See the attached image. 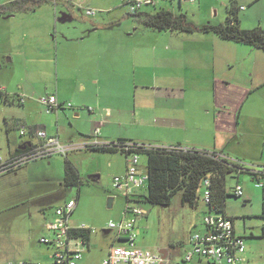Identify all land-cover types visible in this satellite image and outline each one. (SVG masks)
I'll return each mask as SVG.
<instances>
[{"label":"crops","instance_id":"0c3cea01","mask_svg":"<svg viewBox=\"0 0 264 264\" xmlns=\"http://www.w3.org/2000/svg\"><path fill=\"white\" fill-rule=\"evenodd\" d=\"M33 1H0V16L11 17L17 11L34 9L43 3L33 6ZM109 1L111 7H119L120 2H124ZM59 2L71 9L70 4L64 0ZM19 3L24 4V8H18ZM166 5L163 3L154 7L166 8ZM146 13L151 12L143 10L138 15L141 17L138 21L143 27ZM11 20L13 21H6L7 23L0 21V26L4 29L10 28L7 39L0 41V49H8V60H20L22 57L32 77L51 76L52 70L56 69L59 82V72L62 71L64 79L72 83L74 81L76 87L67 90L64 96H61L58 88L56 95L63 107L50 113L46 112L39 97L50 95L51 92L31 99L35 101H28L26 97L24 104L20 106L24 107L20 110L24 121L19 127L21 129L24 124L30 133L27 139L20 141L16 134L12 135L10 130L14 121H9L8 117L13 113L16 102L0 101V113L4 115V122H8L6 130H0V155L7 159L36 143L37 130H53L52 117L43 113L52 114L58 113L60 109L65 110L69 107L66 104L68 102L72 103L73 108H77L67 109L70 110V119L83 122V128L75 126L73 134L78 132L86 136L94 135L93 143L126 139L154 146L199 148L227 158L241 157L237 155L241 145L249 148L247 146H252L253 143L251 139L264 131V81L255 84L253 72H249L247 77L251 76L250 83L241 82L243 58H264V53H260L257 46L226 40L212 31L186 32L149 27H145L150 31L144 33V39L134 40L137 32L122 34L115 31L117 26L113 23L118 19L102 22L94 17L91 19L92 25L81 23L65 27H60L59 24L66 22L48 19L45 21V31L42 30L43 20ZM145 39L152 40V43H147ZM129 61L134 67L131 81ZM0 87L11 94L17 93L10 86V81L1 77ZM87 95L95 96L96 99H88ZM129 98L133 100L132 107H129ZM86 103H95L96 111ZM79 106H85L93 114L83 115ZM93 124L96 127L91 133ZM60 132L63 130L57 124L56 133L60 135ZM19 133L22 135L21 131ZM32 138L37 140L33 142ZM72 139L70 137L68 140ZM255 142L259 145L261 143L258 138H255ZM123 154L126 162L116 175L127 170L128 156ZM261 158L264 159V155ZM234 161L240 162L236 158ZM140 165L147 172V163L143 164L141 158ZM93 178L99 179L100 176L95 175ZM258 183L264 186L263 182ZM117 191L126 198L122 191ZM111 198L113 206L115 198ZM125 208L126 201L124 211ZM124 211L119 219L124 216ZM223 212L226 213L225 209ZM51 214L53 215V211ZM226 214L234 221L231 215ZM204 230L205 226L202 231ZM111 234L110 230L104 232L105 236ZM112 243H115V237ZM249 262L252 263L250 260Z\"/></svg>","mask_w":264,"mask_h":264},{"label":"rangeland","instance_id":"374dc122","mask_svg":"<svg viewBox=\"0 0 264 264\" xmlns=\"http://www.w3.org/2000/svg\"><path fill=\"white\" fill-rule=\"evenodd\" d=\"M93 1L94 3L91 0H85L82 8L70 6V9L69 6L61 4L62 2L45 0L34 9L17 11L11 17L0 16V19H8L0 21L7 23L6 21H13L11 19L43 20L42 30L45 31L46 20L58 19L61 13H66L72 15L74 20L66 23L56 22L60 23V27L75 26L81 23L92 25L91 19L95 17L102 22H113V19H118L116 23H113L117 26L115 31L122 34L137 32L134 40L144 39V33L150 31L138 21L141 17L129 13L128 5L123 1L120 2L119 7H111L109 0ZM163 1L158 0V6L166 3L165 9L171 10L174 14L185 13L188 19L197 25L226 22L229 14L228 7L236 5L243 28L261 27L264 29V0H198L194 3H181L179 0ZM243 5L244 7H241ZM85 7L97 9L102 7V9L92 18L85 15ZM160 9L162 8L146 6L144 11L155 13ZM37 20L33 21L38 22ZM1 32H3L2 35ZM9 32L10 28L4 29L0 26V41L7 39ZM145 41L152 43V40L145 39ZM257 49L260 53H264L262 47L257 46ZM7 52L8 49H0V77L10 81V86L15 88V92L28 97V101H35L31 99L50 92L56 95L58 88L61 96H64L67 90L76 87L74 81L72 83L64 79L62 71L59 72L58 82L56 69L52 70L51 76L32 77L26 69L23 58L9 61ZM128 66L131 81L134 72L131 61L128 62ZM241 71L242 84L250 83L251 76L247 77L249 72H253L255 84L264 81V58L261 56H252L250 60L243 58ZM86 98L96 99L95 96L89 95ZM86 105L94 107L95 103H86ZM133 105V100L129 98V107ZM20 106L22 105L15 103L13 113L8 115L9 121H14L10 131L13 136L16 134L19 141L27 139L30 133L25 135L19 133V125L24 121L23 113L20 111L24 107ZM110 107L113 109L112 106ZM41 109L44 111L43 108ZM67 109L77 108L69 106L65 110L60 109L58 113H43L53 119L54 128L47 130L48 133L56 135L64 144L73 145L67 154L54 153L31 160L0 175V264L11 260L40 261L48 264L51 260V249L41 243L40 238L41 236H52V232L46 227V224L53 218L51 212L56 206L70 199H78V206L72 215V223L95 229L80 264H100L110 244L114 241L115 233L105 236L104 229L108 227L110 220H119L124 211L126 200L113 187V178L125 164V155L122 152L90 148L88 145L95 140L94 135L86 136L78 132L73 134L75 126L80 125L79 128H83L81 125L83 122L70 119V110ZM79 109L83 115L93 114L85 106H79ZM25 116H27L26 112ZM3 117L4 115L0 113L2 132L6 130L8 124L4 122ZM57 124L60 130L61 128L63 130L60 135L56 133ZM95 127L96 125L93 124L91 133L95 131ZM70 137L73 139L68 140ZM255 138L260 139V145L255 142ZM32 140L35 142L37 138H32ZM251 141L252 146L248 145L249 148L246 149L244 145H241L237 151V155L242 158L233 156L240 161L241 167L246 171H234L228 175L229 195L226 199L225 212L234 218L237 232L245 239L246 258L253 264H264V186L258 183L261 181L264 184V176L256 179L251 174L252 170L264 169V159L261 158L264 155V131H260ZM233 157L227 156L230 161H234ZM140 158L146 165L147 155L141 154ZM67 160L71 161L79 171L81 183L78 185L65 186L63 184ZM95 175H99L100 178L94 179ZM238 183L244 189L242 196L234 194V187ZM146 193V188L140 189L142 198ZM181 195V192L174 195L169 206L144 201L142 204L146 207L147 214L139 220L137 228L138 245L156 252L163 247L169 248L171 264H181L184 249L190 245L191 235L204 229L203 217L209 211L204 200L203 187L199 189L197 205L183 202ZM111 197L115 198L112 207L109 206ZM195 260H198V257Z\"/></svg>","mask_w":264,"mask_h":264},{"label":"built area","instance_id":"2783aa9c","mask_svg":"<svg viewBox=\"0 0 264 264\" xmlns=\"http://www.w3.org/2000/svg\"><path fill=\"white\" fill-rule=\"evenodd\" d=\"M58 2L59 0H54ZM72 8H82L85 0H64ZM182 2H195L197 0H180ZM128 5L129 13H140L146 6H158V0H124ZM1 5V4H0ZM85 15L88 17L96 16L100 11L92 7L84 8ZM1 90H4L0 87ZM20 102L24 103L26 97L19 94ZM39 101L44 105L46 112L50 113L63 107L57 95L50 94L39 97ZM71 106L72 103H66ZM21 134L29 132L28 128L21 125ZM38 141L32 143L25 151L5 158L0 155V175L6 171L18 168L24 163L38 158L53 155L54 153L67 154L72 144H64L60 139L49 134L45 129L36 132ZM110 145L131 150L140 145L134 142L113 143L92 142V145ZM117 144V145H114ZM152 146V145H149ZM171 148V147H170ZM148 180V173L141 169L140 157L137 153L128 155L127 170L125 173L116 175L113 178L115 189L122 191L124 196L131 194L138 188L145 186ZM211 180L204 181V200L209 207V212L204 215V231H196L190 237V245L184 249L181 264H252L245 257L246 242L242 235L235 230L234 221L216 206L212 205ZM259 185H261L259 183ZM237 196L243 195V188L237 184L234 187ZM78 204L77 199H70L64 204L59 205L53 210V218L46 224L52 232V236H41L40 242L51 249L50 262L48 264H80L84 259L88 244L84 236L75 234V231L90 230L95 231L89 226H74L71 222L72 214ZM147 214V209L140 205L130 202L126 204L124 216L119 220H111L108 229L115 233V243L109 246L107 255L101 264H171L170 257L163 259L161 252L153 251L138 245V222ZM198 257V260L195 258ZM205 259V260H204ZM4 264H44L40 261L31 262L28 260H11Z\"/></svg>","mask_w":264,"mask_h":264},{"label":"trees","instance_id":"16d2710c","mask_svg":"<svg viewBox=\"0 0 264 264\" xmlns=\"http://www.w3.org/2000/svg\"><path fill=\"white\" fill-rule=\"evenodd\" d=\"M45 0H34L33 6L44 2ZM24 4L19 3L18 8H24ZM228 17L226 22L214 24L206 23L196 25L191 22L185 13L174 14L171 10L162 8L155 13H146L147 17L144 26L158 30H177V31H212L221 38L232 40L244 44H250L264 49V29L256 27L245 29L240 24L238 7L231 5L228 7ZM135 13V15H140ZM0 101H13L19 105L18 93L11 94L0 89ZM113 143H126V139H118ZM134 142L138 144L139 142ZM117 145V144H114ZM92 149L123 152L127 156L130 153L147 155V173L148 180L145 186L135 190L131 196H125L126 204L136 203L143 206L147 201L153 204H162L169 206L172 197L181 192L183 202H189L197 205L199 189L204 186L205 179L211 180L212 205L216 206L221 212L225 209L226 199L229 195L227 191V179L229 172H243L245 168L241 167L239 162L230 161L229 159L219 156L213 151H206L199 148H184L182 146H149L145 143L138 144L137 147L126 150L117 146L110 145H92ZM171 147V148H170ZM251 171V170H249ZM252 176L260 179L264 176V169L252 170ZM259 182V181H258ZM81 183L79 171L74 164L67 160L64 169L63 184L65 186L78 185ZM146 188L147 193L142 198L140 189ZM235 194V193H234ZM77 199V198H76ZM144 199V200H143ZM146 208V207H145ZM75 234L84 236L87 244L91 237L90 230L75 231Z\"/></svg>","mask_w":264,"mask_h":264},{"label":"water","instance_id":"95a60500","mask_svg":"<svg viewBox=\"0 0 264 264\" xmlns=\"http://www.w3.org/2000/svg\"><path fill=\"white\" fill-rule=\"evenodd\" d=\"M58 19H59V21L67 22V21H72V19H74V18H73V16H71L69 14L61 13V15H60V17ZM27 144H30V142H28ZM112 201H113V199L110 198L109 199V206L110 207L112 206ZM104 232L107 233V232H109V230L108 229L107 230L105 229ZM160 252L163 254V259H167V257H168V251H167V249L164 248V249L160 250ZM162 264H165V263H162Z\"/></svg>","mask_w":264,"mask_h":264},{"label":"flooded vegetation","instance_id":"af4514ba","mask_svg":"<svg viewBox=\"0 0 264 264\" xmlns=\"http://www.w3.org/2000/svg\"><path fill=\"white\" fill-rule=\"evenodd\" d=\"M164 248H166L167 251L169 252V249H168L167 247L160 248L159 251L162 250V249H164ZM161 254H162V253H161ZM162 255H163V254H162ZM163 263H164V262H163Z\"/></svg>","mask_w":264,"mask_h":264}]
</instances>
